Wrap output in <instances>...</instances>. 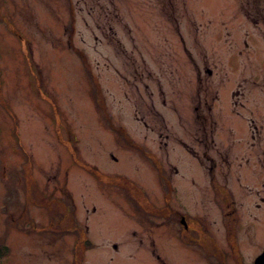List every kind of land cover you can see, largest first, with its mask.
Returning <instances> with one entry per match:
<instances>
[{"label":"rangeland","instance_id":"1","mask_svg":"<svg viewBox=\"0 0 264 264\" xmlns=\"http://www.w3.org/2000/svg\"><path fill=\"white\" fill-rule=\"evenodd\" d=\"M224 184L254 264L264 0H0V264H72L79 244L80 264H150L152 247L221 264L205 238L231 253ZM180 200L198 244L161 209ZM68 209L71 227L50 225Z\"/></svg>","mask_w":264,"mask_h":264},{"label":"flooded vegetation","instance_id":"2","mask_svg":"<svg viewBox=\"0 0 264 264\" xmlns=\"http://www.w3.org/2000/svg\"><path fill=\"white\" fill-rule=\"evenodd\" d=\"M168 182L170 183V186H171L172 183H171L170 179ZM223 186H224V191H227V194L229 195L230 198L228 199V201L224 200L226 204L224 206H221V207L225 208L226 205L230 207L229 209L231 210V214H230L229 218H233V225H234V227L229 229L230 230V236L228 239V240H230L229 245H231V248L233 245V248L230 249L231 253H228L226 248L220 246L219 244H217V242L215 243V241H216V240H214L215 237L213 238L211 235L206 234L207 238H205V237H203V238L209 239L210 245L211 244L216 245L218 250L222 251V256H221V258H219V260L221 261V264H226L227 262L229 263L231 258L234 259L233 262H231V264H247V260H245V258H244V255H245V253L243 252L244 249L242 247V245H245L243 243L244 240H241V238L237 237V235H236L237 228H235V223L238 221V219L240 217L242 218L241 213L238 216L234 215V212L236 209L235 204L237 202V200H236L237 197H236L233 189H231L227 184H224ZM260 191H262V193ZM167 192L168 191L166 190L165 193L168 197ZM257 193H258V196L256 197V201H255V205H256L255 207L257 209L256 218L261 223H263V226H264V184L261 187H257ZM179 202H181V205H183V203H185L183 200H180ZM166 203H167V205H165L161 209H164L168 213L169 210H168L167 206H169L172 210H174L177 213V215H178L177 219L179 221L177 233H178V236L181 238V240L184 242H189V243L191 242L193 244H198L199 240L201 239L200 235L198 237L199 232H196V230H199V224H198L199 216H197L195 213H193V211L190 210L188 206H186V207L184 205L180 206V205L174 204V203L170 204L169 201H167ZM183 207H185V209ZM245 224H246V226H248L247 223H245ZM247 228H249V227H247ZM203 234H205L204 231H203ZM151 241H152V243L149 244V246L155 245L154 240H151ZM82 246L83 245L79 244V246L77 247L80 249L81 253L79 251L74 253L72 264H80V259L83 257V250H84V248H82ZM115 246H117V245H115ZM256 246L258 247V250L256 251V253L254 255L257 257L259 263H254V264H264V238L260 242H257ZM147 249H149V248H147ZM150 251H152V254L157 258V260H156L157 262L152 260V262H150V264H156V263H158V264H169V263L172 264V261L168 260V257L166 256V254H163L161 251H158L156 249V247H152L150 249ZM226 256L227 257L230 256V257L227 258ZM255 256H254V259L252 260L253 262H255ZM82 261H83V258H82ZM216 263H219V262H216ZM173 264H177V263H173Z\"/></svg>","mask_w":264,"mask_h":264},{"label":"trees","instance_id":"3","mask_svg":"<svg viewBox=\"0 0 264 264\" xmlns=\"http://www.w3.org/2000/svg\"><path fill=\"white\" fill-rule=\"evenodd\" d=\"M195 108H197L198 107V104H196L195 106H194ZM27 168V166H25V165H23V168H19V170L18 169H16V171H21L24 175H25V169ZM3 174V173H2ZM18 177L20 178V174L18 175ZM22 181H23V184H24V182H25V185L23 186L24 187V192H25V195L27 196L26 197V199H30L31 198V196H28V192H30L31 190H30V185L32 184V181H33V178L32 177H30V176H26L24 179H22ZM21 181V182H22ZM116 182H120V180H117ZM30 195H32V191H31V194ZM29 197V198H28ZM52 197V196H51ZM67 198V197H66ZM50 202H51V200L52 199H48ZM42 201V203H47V200H41ZM40 202V201H39ZM49 203H47L46 205H48ZM61 206V205H60ZM25 210H26V207L25 206H23L22 207V209H21V211H20V215L19 216H22L23 215V213H25ZM61 210V209H60ZM67 215V216H66ZM10 216L8 215V218H9ZM60 219H58V221H53V222H51L50 223V225H54V227H61V228H59V229H65V227H67V226H64V227H62V225H61V223H60V221H62V220H66V222H64L65 223V225H70V221H71V219H70V217H69V215L67 214V211H65L63 214H62V211H61V214H60ZM25 219L27 218L28 219V216L27 217H24ZM10 220H13L12 218H10ZM70 222V223H69ZM35 223V222H34ZM34 223H32L31 222V224L30 225H28V227H31V226H33L34 225ZM29 224V223H28ZM52 229H54L53 227H51ZM2 244V245H1ZM4 245H6L4 242H2V240H1V237H0V255L4 252V250H3V246Z\"/></svg>","mask_w":264,"mask_h":264},{"label":"water","instance_id":"4","mask_svg":"<svg viewBox=\"0 0 264 264\" xmlns=\"http://www.w3.org/2000/svg\"><path fill=\"white\" fill-rule=\"evenodd\" d=\"M255 262H256V263H259V261H258V259H257V258H256Z\"/></svg>","mask_w":264,"mask_h":264}]
</instances>
